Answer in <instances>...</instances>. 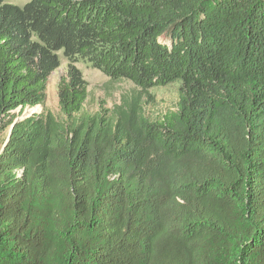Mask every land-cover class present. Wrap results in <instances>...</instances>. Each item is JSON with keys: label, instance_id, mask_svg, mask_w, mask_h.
<instances>
[{"label": "trees", "instance_id": "trees-1", "mask_svg": "<svg viewBox=\"0 0 264 264\" xmlns=\"http://www.w3.org/2000/svg\"><path fill=\"white\" fill-rule=\"evenodd\" d=\"M79 61L176 106L82 113ZM0 264H264V0H0Z\"/></svg>", "mask_w": 264, "mask_h": 264}, {"label": "rangeland", "instance_id": "rangeland-1", "mask_svg": "<svg viewBox=\"0 0 264 264\" xmlns=\"http://www.w3.org/2000/svg\"><path fill=\"white\" fill-rule=\"evenodd\" d=\"M5 2L24 5L30 0H4ZM60 66L53 71L46 84V99L44 106H37V113L46 109L55 116L60 117L57 98V84L61 77L65 76L67 61L59 52ZM75 66L81 71L83 78L87 82L88 96L84 103L82 113H95L103 108L113 109L115 105H120L124 100H131L138 97L143 113L150 119L159 118L176 106L178 98V87L176 84L165 87L149 89L151 98L128 80L112 81L102 72L92 68L88 63L79 61ZM36 108V107H35ZM30 108H25L22 112L16 110L14 115L26 114Z\"/></svg>", "mask_w": 264, "mask_h": 264}, {"label": "water", "instance_id": "water-1", "mask_svg": "<svg viewBox=\"0 0 264 264\" xmlns=\"http://www.w3.org/2000/svg\"><path fill=\"white\" fill-rule=\"evenodd\" d=\"M37 106H39V105H37ZM37 106H35V107H37ZM35 107L30 108L29 111H27L26 114H21L20 116H17V117L14 119L13 123L10 125V128H9V131H8V135H7V139H6V141L8 140V138H9V136H10V134H11V129L13 128V125H14L16 122H18V121H20V120H23L24 118L29 117V116H31V115L34 114V113H37V111L33 109V108H35ZM19 109H20V108H18L17 110H19Z\"/></svg>", "mask_w": 264, "mask_h": 264}, {"label": "bare ground", "instance_id": "bare-ground-1", "mask_svg": "<svg viewBox=\"0 0 264 264\" xmlns=\"http://www.w3.org/2000/svg\"><path fill=\"white\" fill-rule=\"evenodd\" d=\"M34 110H38V108L36 107V108H33Z\"/></svg>", "mask_w": 264, "mask_h": 264}]
</instances>
